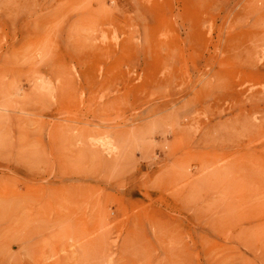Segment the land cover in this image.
I'll return each mask as SVG.
<instances>
[{
	"label": "rangeland",
	"instance_id": "374dc122",
	"mask_svg": "<svg viewBox=\"0 0 264 264\" xmlns=\"http://www.w3.org/2000/svg\"><path fill=\"white\" fill-rule=\"evenodd\" d=\"M0 264H264V0H0Z\"/></svg>",
	"mask_w": 264,
	"mask_h": 264
},
{
	"label": "bare ground",
	"instance_id": "6f19581e",
	"mask_svg": "<svg viewBox=\"0 0 264 264\" xmlns=\"http://www.w3.org/2000/svg\"><path fill=\"white\" fill-rule=\"evenodd\" d=\"M102 137V136H101ZM93 152V151H92ZM91 153V152H90ZM91 155V154H90ZM89 157H92V156H89ZM96 157V156H95ZM108 162V161H107ZM113 163V162H112ZM112 166V165H111Z\"/></svg>",
	"mask_w": 264,
	"mask_h": 264
}]
</instances>
